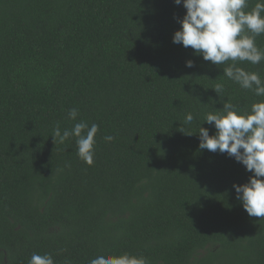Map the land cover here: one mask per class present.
Instances as JSON below:
<instances>
[{
    "label": "trees",
    "instance_id": "16d2710c",
    "mask_svg": "<svg viewBox=\"0 0 264 264\" xmlns=\"http://www.w3.org/2000/svg\"><path fill=\"white\" fill-rule=\"evenodd\" d=\"M185 14L174 0H0V264H264V218L233 187L252 173L198 134L224 102L250 112L264 96L224 75L231 60L173 43ZM235 64L264 80V61ZM81 121L99 126L91 165L77 137L52 138Z\"/></svg>",
    "mask_w": 264,
    "mask_h": 264
},
{
    "label": "clouds",
    "instance_id": "9594fccd",
    "mask_svg": "<svg viewBox=\"0 0 264 264\" xmlns=\"http://www.w3.org/2000/svg\"><path fill=\"white\" fill-rule=\"evenodd\" d=\"M183 4L186 14L178 22L180 29L173 35V43L191 47L203 60L213 65H221L231 60L233 63L223 69L224 75L239 84L241 88L253 90L255 95L264 96V80L257 72H249L237 67L236 61H247L257 65L264 61V51L256 45V37L264 34V0H257L250 11L248 0H174ZM248 33H251L249 35ZM187 67H193L191 60ZM218 94L222 84L214 88ZM78 110L69 111L75 120ZM195 117L188 113L185 124H191ZM204 122L213 125L215 133L200 125L199 148L211 152L226 153L245 166L252 173L247 183L233 187L237 199L249 216L264 218V101L254 102L250 112L241 113L233 104L224 102L223 108L206 114ZM99 126H88L86 122L75 123L72 129L61 134L59 125L53 132V140L63 143L70 136L77 137V154L88 165L94 160L95 136ZM112 136H106L111 141ZM28 264H55L51 254L33 253ZM90 264H146L141 257L128 253L122 255H99Z\"/></svg>",
    "mask_w": 264,
    "mask_h": 264
}]
</instances>
